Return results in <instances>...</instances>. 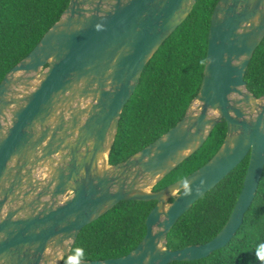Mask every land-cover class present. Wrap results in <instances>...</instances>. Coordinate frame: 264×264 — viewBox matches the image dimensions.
<instances>
[{
  "label": "water",
  "instance_id": "95a60500",
  "mask_svg": "<svg viewBox=\"0 0 264 264\" xmlns=\"http://www.w3.org/2000/svg\"><path fill=\"white\" fill-rule=\"evenodd\" d=\"M198 0H70L61 18L0 83V264H73L82 229L123 200L157 201L128 254L80 264H169L206 258L238 233L264 172V95L245 79L264 39V0H219L201 88L184 117L110 163L126 104L149 61ZM228 131L203 166L154 189ZM250 155L244 185L210 241L168 247L179 219Z\"/></svg>",
  "mask_w": 264,
  "mask_h": 264
},
{
  "label": "trees",
  "instance_id": "16d2710c",
  "mask_svg": "<svg viewBox=\"0 0 264 264\" xmlns=\"http://www.w3.org/2000/svg\"><path fill=\"white\" fill-rule=\"evenodd\" d=\"M219 0H198L188 18L149 61L139 86L126 104L110 163L132 154L174 127L198 94L206 66L209 33ZM70 0H0V83L61 18ZM245 79L249 90L264 95V39L256 49ZM228 131L225 121L213 130L203 147L166 176L162 189L207 163L222 146ZM250 155L215 188L201 197L175 224L168 247L181 249L213 239L225 226L242 191ZM157 201L123 200L80 232L71 251L85 250L86 260L128 254L143 240L146 220ZM264 242V172L256 197L235 237L206 258L169 264H260L256 245ZM70 262L64 258L63 263Z\"/></svg>",
  "mask_w": 264,
  "mask_h": 264
},
{
  "label": "clouds",
  "instance_id": "9594fccd",
  "mask_svg": "<svg viewBox=\"0 0 264 264\" xmlns=\"http://www.w3.org/2000/svg\"><path fill=\"white\" fill-rule=\"evenodd\" d=\"M74 251L75 255H72L73 264H80V262L85 258V250L83 248H76ZM255 257L260 262V264H264V242H260L256 245ZM65 264H68V260H66Z\"/></svg>",
  "mask_w": 264,
  "mask_h": 264
}]
</instances>
